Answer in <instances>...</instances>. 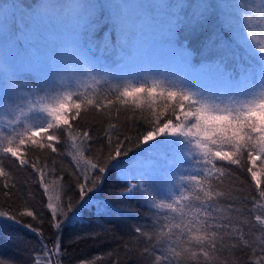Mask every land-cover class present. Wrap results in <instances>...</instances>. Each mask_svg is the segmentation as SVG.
Masks as SVG:
<instances>
[{"label": "snow or ice", "instance_id": "1", "mask_svg": "<svg viewBox=\"0 0 264 264\" xmlns=\"http://www.w3.org/2000/svg\"><path fill=\"white\" fill-rule=\"evenodd\" d=\"M257 33L264 0H36L27 10L0 0V223L34 233L35 245L20 241L33 247L31 264H63L65 230L85 210L99 219L134 215L137 205L152 213L149 226L132 229L143 244L137 264H226L217 255L226 252L236 257L227 264H264V237L257 252L247 238L254 226L239 219L259 212L264 231ZM97 113L111 129L103 136L85 127ZM66 145L76 164L61 176L46 161ZM13 169L34 173L42 194L46 169L63 182L58 203L42 195L51 235L23 219L44 222L33 206L13 208L24 187ZM238 171L255 194L233 186Z\"/></svg>", "mask_w": 264, "mask_h": 264}, {"label": "trees", "instance_id": "2", "mask_svg": "<svg viewBox=\"0 0 264 264\" xmlns=\"http://www.w3.org/2000/svg\"><path fill=\"white\" fill-rule=\"evenodd\" d=\"M35 2L36 0H17V3H15L26 9ZM107 29H111L110 24L104 26V31H109ZM119 124L126 134L133 135L131 131L123 127L125 124L123 118H121ZM85 127H87L90 132L100 136H103L105 131H111L109 125L104 123V117L99 113L89 117ZM145 147L147 148L148 146L145 145ZM73 155V149L66 145L61 156L55 157V159L49 158L46 163L54 170L59 171L62 176L73 171L74 165L76 164ZM77 158L83 163V159L86 157L77 155ZM13 170L16 174L17 181L24 186L13 198L15 201L13 208L21 207L23 209L30 205L33 206L36 211L44 217V222L41 224L38 221L31 220L29 217H23V219L25 221H30L34 227L43 231L46 236L51 235L47 222L49 213L43 206L42 195L44 200L50 195L53 198L52 202L54 204L58 203L60 198L63 197V182L58 176L53 175L52 177H48L46 169L49 191L47 194H42L34 183V173L27 170ZM236 175L239 177V180L233 181V186H239L240 182L243 181V191L249 195L255 194V181H251L250 176L246 177L245 174L239 171ZM260 179L262 185H264V177L262 178V176H260ZM64 187H66V185H64ZM225 187H228L227 183ZM114 188L115 182L110 181L109 184L105 186V190L98 193V198L107 199ZM26 189L29 193L35 192V197L33 198L31 194L25 197L23 193ZM4 203V199L2 195H0V211L7 210ZM247 206L251 207V204ZM112 207L116 209L117 205L113 204ZM136 207L138 210L134 215H129L127 213L123 216L105 214L99 219L97 218V213L92 208L82 212L81 216L77 218L74 224L70 225L65 230L63 247L66 249L67 254L63 259V264H81V262H83V264H137V249L142 251L143 244L133 236L132 229L139 225L149 226L152 222L150 219L152 213L141 205H137ZM236 207L243 209L244 205L238 204ZM260 211L264 212V209ZM256 214H259V212H253L251 216L245 212L243 215L239 216V219L244 221L245 226H247L249 222L254 226L247 238L256 246L258 252L261 237H264V231H262L259 224L255 222L254 217ZM6 224H9V222L5 221L0 223V264H31V258L35 254L33 247L26 248L20 241H31L32 245H35L36 241L33 240L34 233L27 229L19 228L16 225L5 227ZM81 233H90L91 235L89 238L74 242V237ZM10 235H15L18 239H9ZM217 255H219L222 260H225L226 264L228 260L236 258L228 252L223 255L217 253ZM240 257L245 260L252 258L246 253H241ZM256 258L259 259V257Z\"/></svg>", "mask_w": 264, "mask_h": 264}, {"label": "rangeland", "instance_id": "3", "mask_svg": "<svg viewBox=\"0 0 264 264\" xmlns=\"http://www.w3.org/2000/svg\"><path fill=\"white\" fill-rule=\"evenodd\" d=\"M7 2L8 3H11V4H16L17 3V0H7ZM233 2H235V0H233ZM27 9H28V7L25 10H27ZM107 30H110V29H107ZM257 40L264 41V35H261L260 33H257ZM253 43H255V41H253ZM151 80H152V77L149 76L148 77V83H151ZM133 86H135V82H133ZM42 120H43V116L41 115L39 118H34L32 122L33 123H36V124H39V123L42 122ZM257 171L260 172V166L259 165L257 167ZM261 176L263 178L264 177V174H262Z\"/></svg>", "mask_w": 264, "mask_h": 264}]
</instances>
